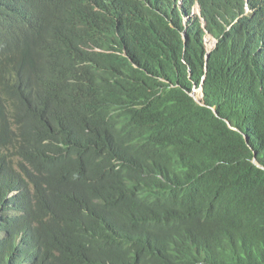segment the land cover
I'll return each instance as SVG.
<instances>
[{"label": "trees", "instance_id": "obj_1", "mask_svg": "<svg viewBox=\"0 0 264 264\" xmlns=\"http://www.w3.org/2000/svg\"><path fill=\"white\" fill-rule=\"evenodd\" d=\"M180 1L0 0V264H264V0Z\"/></svg>", "mask_w": 264, "mask_h": 264}, {"label": "clouds", "instance_id": "obj_2", "mask_svg": "<svg viewBox=\"0 0 264 264\" xmlns=\"http://www.w3.org/2000/svg\"><path fill=\"white\" fill-rule=\"evenodd\" d=\"M181 4V1L180 0H177V5H180ZM192 14L194 15H197L198 17H201V11H200V6H199V4H198V2L196 1L195 3H194V5H193V10H192ZM184 20H186V18H184ZM234 23V22H233ZM233 23H231L229 26H228V28L229 27H231V25L233 24ZM202 24H203V28H204V26H205V22H204V20L202 21ZM207 34L211 37V40H209V41H207ZM204 41H205V45H206V50H207V53H209L212 49H213V47L217 44V41L209 34V33H206L205 34V36H204ZM212 39H214L213 41H212ZM208 57V54H207V56H206V58ZM198 88H200V90H196V93L194 92V89H197V87H194L193 89H192V93L193 94H195L196 96H203V92H202V85L200 86V87H198ZM197 93H199V94H197ZM197 99H199V97H197ZM202 103V102H201ZM244 138L246 139V136L244 135ZM247 140V139H246Z\"/></svg>", "mask_w": 264, "mask_h": 264}, {"label": "rangeland", "instance_id": "obj_3", "mask_svg": "<svg viewBox=\"0 0 264 264\" xmlns=\"http://www.w3.org/2000/svg\"><path fill=\"white\" fill-rule=\"evenodd\" d=\"M209 40H211V37L207 34V41H209ZM214 39H212V41H213ZM196 90H200V88H197V89H194V92L196 93ZM197 94H199V93H197Z\"/></svg>", "mask_w": 264, "mask_h": 264}, {"label": "water", "instance_id": "obj_4", "mask_svg": "<svg viewBox=\"0 0 264 264\" xmlns=\"http://www.w3.org/2000/svg\"><path fill=\"white\" fill-rule=\"evenodd\" d=\"M253 162L257 165V166H259V167H261V168H263L258 162H257V160L256 159H253Z\"/></svg>", "mask_w": 264, "mask_h": 264}, {"label": "bare ground", "instance_id": "obj_5", "mask_svg": "<svg viewBox=\"0 0 264 264\" xmlns=\"http://www.w3.org/2000/svg\"><path fill=\"white\" fill-rule=\"evenodd\" d=\"M150 12V11H149Z\"/></svg>", "mask_w": 264, "mask_h": 264}]
</instances>
